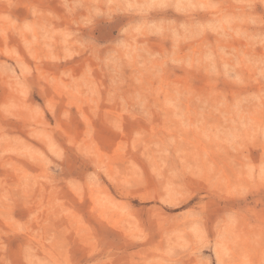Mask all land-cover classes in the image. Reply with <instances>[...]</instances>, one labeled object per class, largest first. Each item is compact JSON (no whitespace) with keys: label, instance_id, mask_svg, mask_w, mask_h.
I'll return each instance as SVG.
<instances>
[{"label":"rangeland","instance_id":"1","mask_svg":"<svg viewBox=\"0 0 264 264\" xmlns=\"http://www.w3.org/2000/svg\"><path fill=\"white\" fill-rule=\"evenodd\" d=\"M0 264H264V0H0Z\"/></svg>","mask_w":264,"mask_h":264}]
</instances>
